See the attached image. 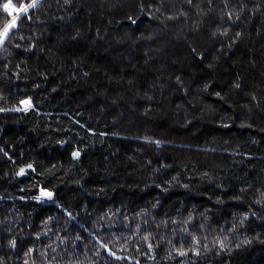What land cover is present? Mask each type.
I'll use <instances>...</instances> for the list:
<instances>
[{"label": "trees", "instance_id": "trees-1", "mask_svg": "<svg viewBox=\"0 0 264 264\" xmlns=\"http://www.w3.org/2000/svg\"><path fill=\"white\" fill-rule=\"evenodd\" d=\"M9 3L32 0H0V31ZM16 17L0 264H264V0H36Z\"/></svg>", "mask_w": 264, "mask_h": 264}, {"label": "snow or ice", "instance_id": "snow-or-ice-1", "mask_svg": "<svg viewBox=\"0 0 264 264\" xmlns=\"http://www.w3.org/2000/svg\"><path fill=\"white\" fill-rule=\"evenodd\" d=\"M35 2H36V0H32L31 4H29L27 6H24L22 8H19V9L13 8V6L10 3L9 4H5L3 7H4V10L9 12V13H12L13 11L27 13L29 8L35 6ZM14 27H16V17L15 16H13L12 19H11V22L9 24H7L2 31H0V44H3L5 38L8 36L9 31L12 28H14ZM22 103L25 106L24 109H22V110H27L28 108H30L32 106L30 101H23ZM17 110H21V109H17ZM74 155L75 156H79V153L78 152L74 153ZM28 168H32V165H28ZM25 171L26 170L24 168H21L18 174L19 175H24ZM41 195H42V197L51 198L52 193L51 192L42 191Z\"/></svg>", "mask_w": 264, "mask_h": 264}, {"label": "rangeland", "instance_id": "rangeland-1", "mask_svg": "<svg viewBox=\"0 0 264 264\" xmlns=\"http://www.w3.org/2000/svg\"><path fill=\"white\" fill-rule=\"evenodd\" d=\"M18 14H19V12H17L15 15L17 16ZM16 16H15V17H16ZM10 22H11V21H10ZM10 22H9V23H10ZM16 22H17V17H16ZM9 23H8V24H9ZM11 30H12V29H11ZM1 45H2V44H0V46H1ZM24 107H25V106H24Z\"/></svg>", "mask_w": 264, "mask_h": 264}]
</instances>
